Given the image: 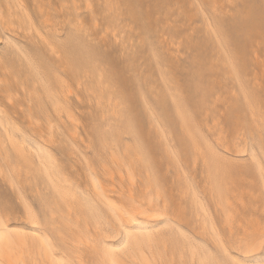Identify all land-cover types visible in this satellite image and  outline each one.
I'll use <instances>...</instances> for the list:
<instances>
[{
	"label": "bare ground",
	"instance_id": "bare-ground-1",
	"mask_svg": "<svg viewBox=\"0 0 264 264\" xmlns=\"http://www.w3.org/2000/svg\"><path fill=\"white\" fill-rule=\"evenodd\" d=\"M169 1L0 0V264H264V0Z\"/></svg>",
	"mask_w": 264,
	"mask_h": 264
},
{
	"label": "rangeland",
	"instance_id": "rangeland-1",
	"mask_svg": "<svg viewBox=\"0 0 264 264\" xmlns=\"http://www.w3.org/2000/svg\"><path fill=\"white\" fill-rule=\"evenodd\" d=\"M174 1L175 0H170L169 3H173ZM144 4H146V3L144 2L143 5ZM251 4L256 7V11H257L258 8H260L258 0H251ZM172 19L178 21V20H181L182 17L181 16L177 17V15L174 14L172 16ZM160 20H161V17L160 16L157 17L156 22H155V26H157L160 23ZM152 25H154V23H152ZM158 31L161 32V29L158 28ZM198 51H199L198 49H196V50L195 49H193V50H185L184 49L183 50L184 55L182 56L181 60L179 61V64L181 66V70L178 71V75L180 76V78L184 77L185 71L189 68L188 60H187L186 56H188L189 53H191V54L200 53ZM121 69H123V67H122L121 63L118 62V70L121 71ZM15 118H19V116L15 117ZM4 189L0 190V201H6V202H8L9 204H12V205L14 203V205L17 206V204H15V199H14L13 195L11 194L10 190H8L6 188H4ZM10 201H12V202H10ZM15 210H16V208H15Z\"/></svg>",
	"mask_w": 264,
	"mask_h": 264
}]
</instances>
